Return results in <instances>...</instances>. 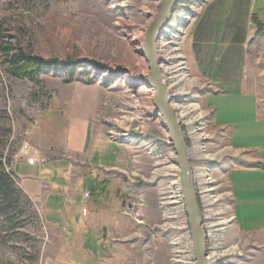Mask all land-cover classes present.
Returning <instances> with one entry per match:
<instances>
[{
    "label": "rangeland",
    "instance_id": "rangeland-1",
    "mask_svg": "<svg viewBox=\"0 0 264 264\" xmlns=\"http://www.w3.org/2000/svg\"><path fill=\"white\" fill-rule=\"evenodd\" d=\"M208 1L176 0L161 27L156 42L175 48L187 78L168 94V104H192L201 113L198 121L189 122L186 114L179 123L204 250H218L210 264H264V169L239 167L241 154L230 144L246 147L242 153L264 164V120L247 108L250 95L211 93L212 85L187 65L185 39ZM159 2L0 0V43L57 61L32 81L10 73L0 51V171L10 180L7 200L0 196V264H133L134 254L143 255L145 264L195 263L175 153L154 111L142 49L128 43L137 36L133 44L141 48ZM259 16L252 15L245 75L264 92ZM220 100L244 107L222 119L234 130L213 123L211 107ZM259 105L264 112V100ZM114 185L122 199L115 197L119 209L112 222L121 219L114 227L122 233L102 224L95 237L104 246L97 248L89 230L96 206L89 202ZM84 190L80 204L70 203L69 192L76 202ZM74 211L79 214L71 222ZM222 218L228 219L222 227L212 226ZM113 237L125 240L116 250ZM233 244L238 251L220 255ZM111 252L124 257L112 263Z\"/></svg>",
    "mask_w": 264,
    "mask_h": 264
},
{
    "label": "crops",
    "instance_id": "crops-1",
    "mask_svg": "<svg viewBox=\"0 0 264 264\" xmlns=\"http://www.w3.org/2000/svg\"><path fill=\"white\" fill-rule=\"evenodd\" d=\"M263 5L264 2L261 0H209L193 23L185 39L184 47L187 65L191 73L195 77L207 80L213 87L211 93L218 95H250L251 99L247 100V108L251 106L249 111L253 113L255 119L264 120V112L261 111L262 108L259 105L260 100H264V92L260 90L261 88L259 86L252 84L247 75H245V71L247 70V44L254 33V28L251 26L252 15L258 11L260 15L259 19L264 17ZM240 102H243V100H240ZM243 108L242 105L239 107L230 106L228 100H220L219 104H215L214 108L211 107L213 109L212 120L214 125L224 130L227 128L234 130L235 125H223L224 122L222 119L231 113L237 114L242 112ZM230 144L234 151L241 154L236 163L239 167L245 169L263 168V159L256 155L248 156L245 155L246 153H242L246 150V147L234 145L231 141ZM82 154L84 153L80 152V155ZM87 160L88 162L90 160L88 156ZM109 186L110 183L108 184V188L111 189ZM116 186L112 187L115 189L109 194L98 197L101 198V201L98 198H93L96 200L95 203H92L94 201L93 199L89 202V205L96 206V209H91L90 212V219L93 223H91L92 226H90L89 230L92 234L93 246L96 245L97 248L101 245V241H98L95 237L96 228L98 229V227L101 228L103 225L111 224V226H108L110 229L122 233V231L114 227L115 225H121V219L118 222L115 221L116 224L112 222V218H114L112 216H115L116 210L119 209L116 206L117 202H114L115 197L122 199L119 196L121 193H119ZM85 191L87 190L82 192L80 199H75L76 202L73 199L74 192H69L70 203L80 204ZM118 204H120V200H118ZM111 206L113 208L116 207V209L114 208L112 210ZM74 212H72V214H75L74 216L70 215L71 222H75V219H77L76 215L79 214L78 211ZM94 224H97V227H94ZM113 240L116 242L112 243V250L120 248L118 243L125 242L123 237L120 239H114L113 237ZM101 246L104 245L102 244ZM108 247L110 248L111 246ZM134 255L133 264H145L143 255ZM110 256L113 258L112 263H115V260L118 262L120 258L124 257V252H119L118 254L111 252ZM127 259L131 262L129 256H127Z\"/></svg>",
    "mask_w": 264,
    "mask_h": 264
},
{
    "label": "water",
    "instance_id": "water-1",
    "mask_svg": "<svg viewBox=\"0 0 264 264\" xmlns=\"http://www.w3.org/2000/svg\"><path fill=\"white\" fill-rule=\"evenodd\" d=\"M176 0H160L158 10L152 15L143 35L142 48L139 52L142 55L149 69L147 86L153 90V106L156 114L159 115L161 125L168 133V140L175 153V164L179 169V184L184 198L185 209L188 217L194 264H207L204 250V234L200 226L201 219L197 200L191 183V169L188 162L187 150L180 130V123L175 119L173 110L168 105V97L160 80L157 66V55L155 42L161 34V27Z\"/></svg>",
    "mask_w": 264,
    "mask_h": 264
},
{
    "label": "bare ground",
    "instance_id": "bare-ground-1",
    "mask_svg": "<svg viewBox=\"0 0 264 264\" xmlns=\"http://www.w3.org/2000/svg\"><path fill=\"white\" fill-rule=\"evenodd\" d=\"M137 39H139V37L132 36L130 39H128V43L131 44L132 46L134 45L135 48H136V50H138V51L140 49H142L141 50V52H142L143 51V48H142V45H141V41L138 42V43H140L141 48L139 47L138 44H133V43H136L137 42ZM162 41H165V40H161L160 41L161 42L160 44H159V41H158V43L155 42L156 43L155 44V47H156L155 51H156V55H157V66H158V69H159L160 80H161V82H162V84L164 86V89L166 91L168 100H170L168 94L172 93L173 88L176 87L179 83H181V81H187V78H186L184 69L182 67V64L184 62L181 61V63H179V60L174 59V58H176L178 56L177 51L175 50V48L169 47L168 44H166L165 42H162ZM162 54H164L165 56L162 57L163 56ZM158 58H162V61H159V64H158ZM125 77H126V75H125ZM188 82L185 83V84L187 85ZM185 84L183 86H180L178 88L179 94L182 93V92H184V90H185L184 89L185 88ZM171 105H172V107L170 105L169 106L173 110L174 115H175V119L178 122H182L181 120H183V118L186 117V114L187 115L188 114L190 115L189 116V122L190 121H198V120L201 119V113L200 112H197L198 110H197L196 106H194L192 104L188 105L187 106L188 108L185 107V106H182L180 104H177V103H171ZM195 130L197 131L198 129H195ZM198 135H201V133L198 134ZM205 157L212 158L211 154H207V153H205ZM196 175H197V177H203L204 174L198 175L196 173ZM205 175H207V174H205ZM209 179L210 178H208L207 180H209ZM196 183H198V182H196ZM209 190L210 189H208L206 187V189L203 191V192H205L204 196L206 195V192L209 191ZM200 192H202V191H200ZM227 221H228V219L222 218L221 220H218L217 222H212V226L216 227L218 225V226L222 227L221 225L222 224H225ZM201 225H202V221H201L200 226ZM230 251L232 253H234V252L238 251V247L233 244L228 249H226L224 251V253L220 252V255H222V254L223 255H227L228 253H230ZM217 255H218V250H215L214 252L210 253L209 255L207 254V250H206V252H205V258L207 260V264H210V261L211 260H214L215 259L214 257H216Z\"/></svg>",
    "mask_w": 264,
    "mask_h": 264
},
{
    "label": "trees",
    "instance_id": "trees-1",
    "mask_svg": "<svg viewBox=\"0 0 264 264\" xmlns=\"http://www.w3.org/2000/svg\"><path fill=\"white\" fill-rule=\"evenodd\" d=\"M0 51L3 52L6 57V68L10 73L26 76V78L32 81H37V74L43 68L50 67L57 63L55 59L44 60L41 57L24 54L20 51L13 52L12 46L6 45L5 43H0ZM8 176V173L3 170L0 171V196L4 197L6 200V196L8 195L6 190L9 189L7 182H10Z\"/></svg>",
    "mask_w": 264,
    "mask_h": 264
}]
</instances>
